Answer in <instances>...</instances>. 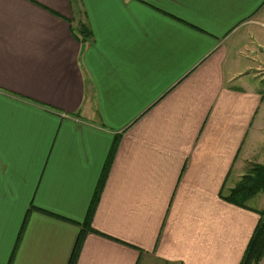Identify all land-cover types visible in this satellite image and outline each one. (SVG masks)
<instances>
[{"label":"crops","instance_id":"obj_1","mask_svg":"<svg viewBox=\"0 0 264 264\" xmlns=\"http://www.w3.org/2000/svg\"><path fill=\"white\" fill-rule=\"evenodd\" d=\"M109 159L75 264L241 262L264 0H0V264H68Z\"/></svg>","mask_w":264,"mask_h":264},{"label":"trees","instance_id":"obj_2","mask_svg":"<svg viewBox=\"0 0 264 264\" xmlns=\"http://www.w3.org/2000/svg\"><path fill=\"white\" fill-rule=\"evenodd\" d=\"M81 32H84V30L82 29ZM117 143L118 142L116 140V142H114L112 145L110 151V159L115 152ZM110 159L108 163H106V166L102 171L100 181L96 190L94 191L90 209L88 211L87 216L85 217L84 223L86 224V226L82 228L77 237L68 264L76 263L79 251L82 247L86 234L89 232H94L89 227V225L91 222V218L93 217L95 207L99 200L100 191L107 175V169L110 164ZM260 192H264V167L259 165H253L249 172L231 191L230 196L227 198V201L237 207L246 208V202L258 195ZM257 213L260 217L259 223L254 229V232L250 238L248 245L246 246L242 260L239 264H258L262 261V258L264 257V209L259 210Z\"/></svg>","mask_w":264,"mask_h":264},{"label":"rangeland","instance_id":"obj_3","mask_svg":"<svg viewBox=\"0 0 264 264\" xmlns=\"http://www.w3.org/2000/svg\"><path fill=\"white\" fill-rule=\"evenodd\" d=\"M246 203H248L249 206H258L261 208V210H263L264 209V193L260 192L258 196H256L253 200L247 201ZM258 264H264V257L262 258V261Z\"/></svg>","mask_w":264,"mask_h":264}]
</instances>
